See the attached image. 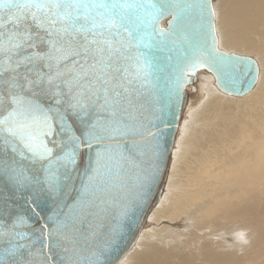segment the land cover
I'll list each match as a JSON object with an SVG mask.
<instances>
[{
    "label": "water",
    "instance_id": "obj_1",
    "mask_svg": "<svg viewBox=\"0 0 264 264\" xmlns=\"http://www.w3.org/2000/svg\"><path fill=\"white\" fill-rule=\"evenodd\" d=\"M118 2L131 7L116 10L122 19L105 34L104 47L112 51L105 75L93 67L99 53L93 58L70 52L59 64L51 61V68L40 58L6 72L33 51L43 57L49 38L29 10L0 0V42L30 32L36 45L14 50L10 60L0 52V96L12 91L6 81L13 75L18 74V84L25 76L43 80L30 91H16L46 109L53 127L52 135L37 136L35 153L16 142L6 148L0 132V259L13 264L119 262L164 191L188 85L198 70H210L217 86L235 95L256 84L254 58L219 49L211 0ZM80 78L91 88L78 96ZM74 96L84 108L72 107ZM6 115L0 107V119ZM89 131L95 136L91 147H77L70 139L85 141ZM44 145L50 154L43 153ZM8 249L15 255L6 257Z\"/></svg>",
    "mask_w": 264,
    "mask_h": 264
},
{
    "label": "bare ground",
    "instance_id": "obj_2",
    "mask_svg": "<svg viewBox=\"0 0 264 264\" xmlns=\"http://www.w3.org/2000/svg\"><path fill=\"white\" fill-rule=\"evenodd\" d=\"M217 9L221 46L256 57V84L225 97L203 77L151 226L116 264H264V0Z\"/></svg>",
    "mask_w": 264,
    "mask_h": 264
},
{
    "label": "snow or ice",
    "instance_id": "obj_3",
    "mask_svg": "<svg viewBox=\"0 0 264 264\" xmlns=\"http://www.w3.org/2000/svg\"><path fill=\"white\" fill-rule=\"evenodd\" d=\"M6 6L27 9L31 13L30 18L36 23L37 27L46 26V34L48 36L47 44L49 50L41 57L39 52L33 51L23 56L15 62V66L11 69L6 68L5 71L15 72L22 64H32L37 59L45 58L49 61L47 67L51 68V61L55 60L57 64L61 58L67 59L68 53L72 56H85L91 54L95 58V54H100V59L96 60L95 66H99L100 70L108 75V68L111 67L107 60L111 58V49H106L104 45L108 44L105 34H110L112 29L117 28L122 17L116 11L117 9L129 8L131 5L120 3L118 0H24L23 3L18 0H6ZM35 9V12H31ZM42 13V15H41ZM129 35H131L129 33ZM99 36V39L97 37ZM32 36L30 32L15 33L8 40L0 42V52L4 53L10 60L14 50L24 48L35 49L36 45L31 43ZM95 46V47H93ZM108 57L104 56L105 51ZM62 75V73H59ZM18 74L10 77L6 84H10L12 91H8L6 95L0 96V107L7 111V115L0 119V132L4 133L3 143L7 147H11L14 142L30 152L35 153L34 147L37 136H48L53 134L51 117L46 109L38 104H34L32 100H25L17 91L25 89L31 90L32 87L42 84L43 80L37 78L32 80L28 76L24 77L23 83H17ZM83 78L77 79L76 87L82 89L79 95H85L91 84H84ZM52 78H48L51 84ZM69 86L72 82L69 81ZM78 96H74L76 101L72 105L73 108L79 106L84 108ZM87 98L90 100L91 96ZM108 103V98L105 99ZM41 126H46L47 131H40ZM87 139L81 141L79 137L71 136L70 139L76 142L77 147L86 144L91 147V141L95 136L91 131L85 133ZM43 144V141H41ZM15 151V149H13ZM52 149L46 145L43 146V153L50 154ZM19 247H23L20 245ZM15 249L6 250L7 256H14ZM0 264H13L9 258L0 259Z\"/></svg>",
    "mask_w": 264,
    "mask_h": 264
},
{
    "label": "rangeland",
    "instance_id": "obj_4",
    "mask_svg": "<svg viewBox=\"0 0 264 264\" xmlns=\"http://www.w3.org/2000/svg\"><path fill=\"white\" fill-rule=\"evenodd\" d=\"M211 1L213 2L212 4H213V7H214V12H215V15H216V18H217V11H216V10H218L217 9V0H211ZM161 24H162V26L167 25V19L164 20V22H162ZM215 26H217V19H216V22H215ZM216 36L218 38V47H219V49H221V50H223L225 52H228V53H234V54H237V55L252 57L258 63V60L256 59V57L253 56V55H251L250 53H247L246 54L245 52H240V51H237V50H234V49L228 50V49L222 47L221 44H220L221 43L220 42V36H219V33H218V30L217 29H216ZM203 77H206L207 79L211 80L214 83L215 90H217L220 94H223V96H225V97H229V96L231 97L232 96V97H235V98H239V97L241 98V97H243L241 95H235V94H232V93L225 92L221 88H219L217 86V84H216L215 76H214V74L210 70H208L206 68H201L200 70H198V72L196 73V79L194 80L193 83H191L190 85H188V91H189V100H188V103L189 104H188V108L186 109V113L184 114V118L180 122V126H179L180 128L178 129V132H177V135H176V140H175L174 148L173 149H175L177 147L176 144L178 142V138L183 136V132H182L183 131V127H184L183 125L185 123L188 124L192 120V113L200 107V105L202 104V102H204V100L206 98L205 97L206 94L202 90ZM177 149H178V147H177ZM172 162H173V155H172ZM165 190H166V188H165ZM165 190H164V192H165ZM150 226H151V221L148 218V220L146 221L143 229L148 228Z\"/></svg>",
    "mask_w": 264,
    "mask_h": 264
}]
</instances>
